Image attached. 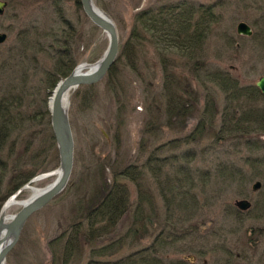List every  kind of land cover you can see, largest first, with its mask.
<instances>
[{
  "label": "rangeland",
  "instance_id": "rangeland-1",
  "mask_svg": "<svg viewBox=\"0 0 264 264\" xmlns=\"http://www.w3.org/2000/svg\"><path fill=\"white\" fill-rule=\"evenodd\" d=\"M6 1L8 6L0 15V33H6L8 37L4 43H0V61L5 59L8 68L0 70V74L5 73L0 79V98L5 97L10 101V97L20 95L23 98L20 111L26 120L21 123L19 119L17 131L3 137L6 143L3 156L7 160L10 154L9 167L12 168L18 158L21 162L29 161L31 155L38 152L37 160L42 163L46 159L51 167L38 174L41 175L57 170L60 163L57 144L44 138V128L49 132L51 128L48 121L50 98L54 91V88H48L44 78L46 71L54 69L58 53L49 55L47 51L28 50L26 58L18 57L17 60L10 59L9 51L17 47L19 32L35 25L38 27L34 30V36L40 40L41 47L48 51L52 45L61 47L58 40L65 20L60 16V8L65 19L77 29L72 44L77 61L75 67L82 62H97L107 49L108 37L102 29L95 28L84 10L78 7L77 0ZM179 2L196 7L198 11L206 8L214 15L215 22L211 23L204 44V60L212 68L229 71L239 78L241 84L256 86L258 79L264 75V0H102V5L95 0L96 5L110 15L117 25L120 51L136 23L134 17L138 11ZM240 22L251 27V35L238 33ZM149 36L144 32L147 40L142 39L143 45L137 48L138 72L130 69L126 58H120L117 61L120 74L115 80L105 77L98 83L82 85L71 93L69 116L75 141L71 179L63 192L29 218L6 264H63L68 233L72 224L83 216L86 199L92 195L93 187L104 177L112 182L113 168L123 169L133 163L143 170L139 181L121 178L130 193L129 212L113 232L91 242H81L79 251L68 264H86L92 257V249L113 242L115 248L104 257L112 260L124 258L159 238L168 242L160 250L166 264L172 261L187 264H264V164H259L257 168L249 164L244 180L235 183L222 179L221 171L217 169L216 172L215 167H219L221 162L242 163L248 156L264 158V134L257 132L252 136L259 146L257 148L246 145L236 147L234 142L213 146V130L206 133L199 144L189 145L196 150L192 166L207 170L210 175L208 180H202L197 173L194 186L190 189L188 182L176 185L171 182L180 176L179 165L186 163L181 151L189 146L182 145L175 151L171 149L172 152L163 153L160 156L162 159L157 162L159 166L154 167L153 163V167H145L151 151L171 139L187 136L195 128L198 117L203 113L208 89L215 97L219 113L227 103L226 94L219 84L210 82L206 89L205 84L194 80L199 103L191 122L185 123L186 126L177 122L178 125L171 127L167 125L165 116L159 117L157 111L155 119H152L149 102L152 101L151 97L161 92L163 79L158 52L160 48L169 46L149 42ZM166 54L172 59L174 71L191 78L188 57L171 48ZM13 67H17V71L10 70ZM261 95L263 97L259 96L255 101L260 107L264 105V95ZM164 100L158 103H161V113L165 109ZM30 116H34V122L29 120ZM150 120H153L154 127L146 132V123ZM216 122L214 128L218 130L220 121ZM33 139L37 145L30 151L32 145L29 141L33 144ZM97 163L106 165L105 172L96 171ZM28 166L23 164V170L28 171ZM11 175L12 171L5 174L4 183H1L2 194ZM56 178V174L50 175L25 185L45 189ZM258 180L262 186L254 190L253 185ZM32 194L31 189L21 191L17 195L20 202L11 206L7 215L10 217L17 213L22 208V202ZM240 199L249 200L252 207L239 214L235 202ZM181 205L193 210L184 209ZM168 218L173 224L167 221ZM189 224L195 225L191 227L194 230L192 234L156 237L164 226L175 225L177 229L174 230L173 226L170 229L181 231L179 227ZM64 232L65 236L53 241Z\"/></svg>",
  "mask_w": 264,
  "mask_h": 264
},
{
  "label": "trees",
  "instance_id": "trees-1",
  "mask_svg": "<svg viewBox=\"0 0 264 264\" xmlns=\"http://www.w3.org/2000/svg\"><path fill=\"white\" fill-rule=\"evenodd\" d=\"M54 1L56 2L58 0ZM96 2L102 5V0H96ZM76 3L79 8H82L80 0H77ZM60 12L61 18L65 20V27L60 29L61 35L58 40L60 41L58 44H60L61 47L58 48L56 45L55 47L52 45L49 47L50 51L41 47L40 40L34 36V30L38 27L35 25L29 27V29H22L19 32L17 47L9 51L11 54L10 59L17 60L18 57L26 58L28 50L47 51L48 53L50 52L49 55L58 53L57 59L54 62V69L45 72L46 78H44V81L46 85L48 84L49 89L55 88L61 79L72 72L77 63L73 55L72 47L77 29L71 21L65 19L63 9L60 8ZM213 16L214 15L210 14L209 10L206 8L198 11L196 7L186 6L185 2H179L164 4L158 7H148L138 11L134 17L136 23L132 26L130 36L124 42L117 61H120V58H126L130 69L134 72H138L139 57L137 48L143 45V40H147V38L144 37V32L150 35L148 41L150 40L151 42L157 43L158 46H169L160 48L158 52L161 59L163 79L161 92H159L157 96L151 97L152 101L149 102L150 105L148 110L151 113L150 116L152 119H155V112L157 111L159 117L165 116L167 125L171 127H173V125H178L177 122L183 126H186L185 123L191 122L194 118L193 114L196 110L195 108H197L199 103V93L194 86V80L205 84L206 89H208V84L210 82L219 84L227 98L224 110L219 113L215 97L208 89L205 96L206 100L203 113L198 117L195 128L187 136L171 139L151 151L145 167H153V163L154 167L159 166L157 162L162 159L160 156L163 153L169 152L171 149L175 151L182 145L185 147L192 143L199 144L204 138V135L210 133L211 130L214 131L213 134L215 136L213 146H223L226 143L234 142L236 147H239V145H246L247 147L251 146V148H257L258 145L252 136L257 134V132L264 134V105L260 107L255 102L259 96L263 97L259 89L256 86H245L241 84L239 78L229 71L221 68H212L211 65L204 60V44L208 38L211 23L215 22ZM95 28L99 27L95 25ZM168 48L189 58V60H187V65L191 64V78L188 77V75L179 74L174 71L175 69L172 67L174 64L171 62L172 59L166 54ZM4 60L5 59L0 61V70H6V67L8 68ZM117 61L106 76L111 79V81L115 80L120 74L117 69ZM10 70L17 71V67H13ZM4 74L5 73L0 74V79H3ZM160 98L165 99L163 107L165 108L164 113H161V103L158 104L161 100ZM10 99L12 100H6L5 97L0 98V210L5 200L25 185V183L29 182L39 173L46 172L51 168L46 159L42 163L37 160L39 158L38 152L32 154L29 161L21 162L18 158L17 162L12 165L13 167H9L10 154L7 156L8 161L3 156L6 145V143L4 144L3 137L5 135L10 136L17 131L20 123L19 119H21V123H24L26 120V117L20 111L23 105V98L20 95H15L10 97ZM235 103L238 105H235ZM28 118L32 122L35 121L34 116ZM217 120L220 121L218 130L215 129L216 127L214 128ZM48 124L51 125V114ZM153 127V120H150L146 123L145 131H150ZM51 128L50 132L47 128H44V138H48L53 143L57 144L53 129L51 131ZM34 141L33 139V144L32 141H29V144L32 145L30 146V151L37 145ZM195 152L196 150L190 146L184 151H181V157L186 160V163L179 165L178 170L180 176L171 180L172 185L188 182L190 189L194 186L197 173H199L198 176L202 178V180H208L210 175L207 170L203 171L200 167L195 169L194 166H192L195 161ZM23 164L29 165L28 171L23 170ZM249 164L257 168L259 164H264V158L248 156L242 160V163H239V161H231L229 164L221 162L219 163V167L217 165H215V167L216 172H218L217 169L221 171L222 179H228L235 183L236 181L242 182L244 180V174ZM139 167L140 166L135 163L127 165L123 169H114L112 167L113 181L109 182L108 179L104 177V179L99 180L98 185L93 187L92 195L90 198L86 199V208L83 216H81V219L75 224H72L73 227L70 228L71 232L68 233L69 235L63 251V264H68L69 261L73 259L81 247V242L85 240L91 242L96 240L97 237L113 232L117 228L120 221L129 212L131 205L129 189L126 184L121 181V178L124 177L138 182L142 177L141 171H143ZM95 168L96 171L105 172L106 165L100 166L97 163L95 164ZM158 169L160 170L161 167ZM10 171H12V175L8 180L4 194H2L3 188L1 183H4L6 172ZM181 206H183L184 209L188 208L190 211L193 210L188 206L187 208H185L184 205ZM181 206L178 208H181ZM236 212L240 214V210L237 209ZM172 214L174 215L175 213L172 212ZM167 221L173 224V221L171 222L169 218ZM171 226H173L174 230L178 227L175 225ZM171 226H164L163 231H160L161 233L156 237L168 238L189 235L194 232L191 227H195V225L190 224L183 225L179 227V229H182L181 231H172L170 229ZM65 234L66 232L56 237L53 241H58L59 238L65 236ZM122 240L121 238L120 241ZM167 244L168 242H166L165 239L159 238L154 243H151L149 246L133 254L124 258L112 260L105 258L104 255H106L109 250L111 252L112 249L115 248V243L113 242L92 249V257L86 264H166L164 258L160 255V250ZM168 264L187 263L184 261H172Z\"/></svg>",
  "mask_w": 264,
  "mask_h": 264
},
{
  "label": "water",
  "instance_id": "water-1",
  "mask_svg": "<svg viewBox=\"0 0 264 264\" xmlns=\"http://www.w3.org/2000/svg\"><path fill=\"white\" fill-rule=\"evenodd\" d=\"M86 16L108 37V46L103 56L95 63L82 62L63 78L53 91L50 104L51 123L59 151V168L35 177L30 182L43 177L58 174L56 180L38 194L32 195L22 202V208L14 215L5 218L3 208L0 213V264H6L10 251L20 240L22 231L29 218L38 210L48 205L67 187L74 169L75 141L69 116L70 95L82 85H92L103 80L119 56L121 40L115 21L105 11L99 8L95 0H80ZM6 2L0 0V14L4 13ZM238 33L251 35V27L245 23L238 24ZM6 33H0V43L7 40ZM89 69L83 70L85 67ZM89 66H94L93 68ZM256 86L264 94V75L256 82ZM262 182L253 185L254 190L261 188ZM27 188L23 186L13 197ZM236 207L248 210L252 203L247 199L236 200ZM8 219V220H7Z\"/></svg>",
  "mask_w": 264,
  "mask_h": 264
},
{
  "label": "bare ground",
  "instance_id": "bare-ground-1",
  "mask_svg": "<svg viewBox=\"0 0 264 264\" xmlns=\"http://www.w3.org/2000/svg\"><path fill=\"white\" fill-rule=\"evenodd\" d=\"M85 67V66H84ZM91 68H93L94 66H89ZM89 69L88 67H85L83 70H87ZM52 99H53V96L50 98V104L52 103ZM55 175V174H54ZM57 177H58V174H56ZM31 184V183H30ZM27 189H31L33 191V194L32 195H35V194H38L42 189L40 188H37V187H34L32 185H28L27 186ZM20 202V200H18V197H10L8 199V201H6V203L4 204V207H3V212H4V216L5 218H8L9 216L7 215V212L9 210V208L15 204H18ZM25 202V201H23ZM8 220V219H7Z\"/></svg>",
  "mask_w": 264,
  "mask_h": 264
},
{
  "label": "flooded vegetation",
  "instance_id": "flooded-vegetation-1",
  "mask_svg": "<svg viewBox=\"0 0 264 264\" xmlns=\"http://www.w3.org/2000/svg\"><path fill=\"white\" fill-rule=\"evenodd\" d=\"M3 1H5V2H6V6H5V9H6V7L8 6V1H6V0H3Z\"/></svg>",
  "mask_w": 264,
  "mask_h": 264
}]
</instances>
